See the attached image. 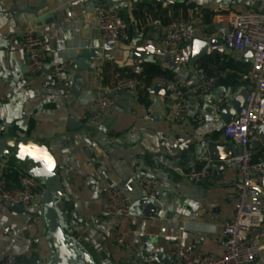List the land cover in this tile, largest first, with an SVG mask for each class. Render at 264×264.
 I'll use <instances>...</instances> for the list:
<instances>
[{"label":"crops","instance_id":"crops-1","mask_svg":"<svg viewBox=\"0 0 264 264\" xmlns=\"http://www.w3.org/2000/svg\"><path fill=\"white\" fill-rule=\"evenodd\" d=\"M48 1L50 7L38 14L14 15L11 7L22 8L24 3L0 0V122L9 126L10 134H34L56 156L68 196L63 209L74 235L97 264H138L145 259L176 264V244L223 254L222 226L235 213L241 162L239 156L211 158L208 143L229 141L224 128L238 114L233 103L241 102L250 89L252 59L245 51L222 45L234 15L264 11V0H113L109 7L128 24L126 37L114 47L104 46L95 10L108 1ZM58 10V19H52ZM180 16L191 18L193 39L215 40L214 52L193 61V39L180 46L160 42L168 23ZM30 27L46 40L45 68L35 76L29 73L23 47ZM10 35L14 38L8 45ZM131 44L148 46L150 55L126 66L116 52ZM85 49L103 54V60L98 56L92 64L103 61L107 86L120 74L145 78L151 65L163 73L150 79L152 92L116 94L114 107L93 121L102 80L92 65L89 70L73 67ZM62 63L66 69L56 72ZM211 78L215 81L206 87ZM253 149L255 160L264 157L261 142ZM2 163L0 186L16 187L24 167ZM193 166H206L209 176L189 180L184 172ZM144 175L158 180L160 207L152 215L138 204L146 196L138 185ZM106 186L131 196L129 216L108 213ZM27 209L16 211L0 200V262L8 256L16 264L48 262L51 251L44 234L36 237L42 213L33 206ZM252 264H264V248Z\"/></svg>","mask_w":264,"mask_h":264},{"label":"built area","instance_id":"built-area-1","mask_svg":"<svg viewBox=\"0 0 264 264\" xmlns=\"http://www.w3.org/2000/svg\"><path fill=\"white\" fill-rule=\"evenodd\" d=\"M167 3L175 4L176 0H167ZM95 10L104 46L114 47L126 37L127 22L116 9L102 3H99ZM10 18L13 19L12 14ZM13 38L14 36H9L8 45ZM192 39L191 18L180 16L168 23V31L160 42L180 46ZM45 42L46 40L32 27L24 33L23 47L28 56V68L32 76L38 75L45 68ZM222 46L230 50L253 51L252 65L247 72L250 89L245 103L236 117L225 126L223 132L226 138L243 147V152L239 156L242 179L237 184L235 213L222 226L226 245L223 254L205 253L199 248L176 244L172 250L176 264H252L264 248V157L255 160L253 149L254 144L259 141L258 128L264 123V11L250 10L234 15ZM99 58L103 60V54H100ZM101 62L99 65L95 62L92 64V68L97 70L102 80L97 97L98 111L90 116L93 121L100 119L102 113L114 107L116 94L153 90V85L143 77L126 74H120L113 85H105L103 61ZM66 67L67 64L62 63L56 65L54 70L60 72ZM214 81V78H211L206 87ZM168 89L172 90V85H169ZM209 174L206 166H193L184 172L186 178L194 182L207 178ZM138 185L147 196L158 200V180L155 177L144 175L138 179ZM43 189L37 178L24 172L18 175L16 187L0 186V200L11 205L23 204L27 208L33 206L42 212ZM103 194L107 198L109 214L125 217L132 213L133 200L124 190L106 186L103 188ZM0 264L16 263L13 256H8ZM138 264L158 263L154 259H145Z\"/></svg>","mask_w":264,"mask_h":264},{"label":"water","instance_id":"water-1","mask_svg":"<svg viewBox=\"0 0 264 264\" xmlns=\"http://www.w3.org/2000/svg\"><path fill=\"white\" fill-rule=\"evenodd\" d=\"M34 1L21 0L24 6L19 8L18 4H14L10 11L14 15L21 13L38 14L40 11L50 7L48 0H39L40 2L37 5L33 4ZM106 1L108 3L105 6H109L108 4L112 3L113 0ZM59 14V10L54 11L52 19H58ZM214 42L215 40L204 42L200 38H194L192 60L195 61L201 56L214 52L215 49L212 48ZM147 48L149 47L135 44L122 47L120 51L116 52L117 59L124 60L126 62L125 65L130 66L135 60L150 55ZM245 54L247 57L253 59V51L246 50ZM98 56V50L90 51L89 49H85L75 59L73 67L79 70H89L92 62ZM158 89H162L161 86ZM163 91L166 92L167 90L163 88ZM247 94L248 92L243 94L241 102L233 103L237 111L236 113L243 107ZM70 122L71 124H75L76 120L72 119ZM258 133L260 142L264 145V123L259 126ZM260 142L258 141L256 145L258 146ZM208 150L213 159L231 158L240 156L243 152V147L237 145L233 140L227 142L210 141L208 143ZM0 161L3 163L14 162L24 167V171L37 178L44 187V202L41 212L42 225L38 221L36 222V237L44 234V238L50 248L51 256L46 264H97L92 254L74 235V230L69 225L68 213L63 209V202L68 199V196L64 192V187L58 174V160L47 143L39 140L34 134L26 136L10 134L9 126L0 122ZM138 204L147 207V210L144 212L146 215H152L160 207L158 201L147 195ZM13 206L16 211L28 212L26 205L15 204ZM30 214L36 220L34 212Z\"/></svg>","mask_w":264,"mask_h":264},{"label":"trees","instance_id":"trees-1","mask_svg":"<svg viewBox=\"0 0 264 264\" xmlns=\"http://www.w3.org/2000/svg\"><path fill=\"white\" fill-rule=\"evenodd\" d=\"M163 72L160 70V68H158L157 66L151 65L148 67L147 71H146V76H145V80L147 82L150 81V79L156 75V74H162Z\"/></svg>","mask_w":264,"mask_h":264}]
</instances>
